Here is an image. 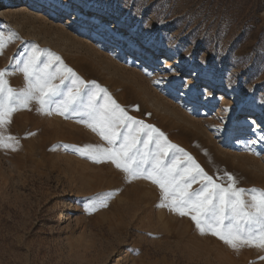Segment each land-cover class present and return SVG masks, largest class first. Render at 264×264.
<instances>
[{
    "label": "rangeland",
    "instance_id": "rangeland-1",
    "mask_svg": "<svg viewBox=\"0 0 264 264\" xmlns=\"http://www.w3.org/2000/svg\"><path fill=\"white\" fill-rule=\"evenodd\" d=\"M13 32L0 54L13 89L27 87L22 54L49 50L218 183L264 190V124L246 122L264 120V0H0ZM39 107L4 129L19 143L0 147V264H264V248L201 234L153 181L65 147L108 146L82 115Z\"/></svg>",
    "mask_w": 264,
    "mask_h": 264
},
{
    "label": "snow or ice",
    "instance_id": "snow-or-ice-1",
    "mask_svg": "<svg viewBox=\"0 0 264 264\" xmlns=\"http://www.w3.org/2000/svg\"><path fill=\"white\" fill-rule=\"evenodd\" d=\"M16 35L13 32L6 37L0 33V54ZM22 55L25 58L18 70L25 76L26 88L13 89L5 79L7 69H0V147L11 148L13 143H19L4 134L15 111L28 108L33 100L41 112H50V106L55 104L61 115H82L81 122L98 132L108 145L65 147H73L78 154L97 162L111 161L129 177H143L158 184L163 200L168 201L166 206L181 216H190L201 234L211 233L234 249L245 245L264 248V190L237 187L236 178L228 173L227 186L218 183L190 154L168 141L163 132L128 115L107 89L94 81H84L59 55L36 45ZM58 77L60 83H54ZM65 81L71 83L66 91L61 88ZM178 153L185 159L181 160ZM197 181L199 186L192 188ZM96 206H106V198L91 200L88 209Z\"/></svg>",
    "mask_w": 264,
    "mask_h": 264
},
{
    "label": "bare ground",
    "instance_id": "bare-ground-1",
    "mask_svg": "<svg viewBox=\"0 0 264 264\" xmlns=\"http://www.w3.org/2000/svg\"><path fill=\"white\" fill-rule=\"evenodd\" d=\"M62 118V117H61ZM247 124H264V120L260 116H249L246 119Z\"/></svg>",
    "mask_w": 264,
    "mask_h": 264
}]
</instances>
